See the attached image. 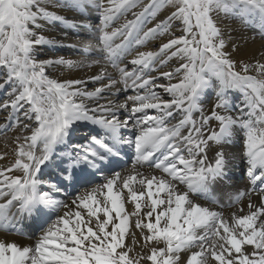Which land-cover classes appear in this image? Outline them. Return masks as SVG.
I'll list each match as a JSON object with an SVG mask.
<instances>
[{"label":"snow or ice","instance_id":"obj_1","mask_svg":"<svg viewBox=\"0 0 264 264\" xmlns=\"http://www.w3.org/2000/svg\"><path fill=\"white\" fill-rule=\"evenodd\" d=\"M63 6L81 15L90 8L100 13L94 29L83 21L79 25L92 33L80 42L85 60L96 41L99 58L87 66L101 65L90 79L107 81L93 91L84 87L86 81L46 75V68L73 67V61L38 60L34 54L35 46L52 43L34 31L39 20L71 27L76 21L50 11L43 0H0V68L5 70L0 89L10 86L0 110L8 112L5 130L18 126L21 133L14 162L0 166V230L20 234L18 225L27 218L39 233L27 246L0 240V264H180L182 252H190L184 264H264V61L233 60L221 27L224 19H236L264 35V0H150L123 31L109 30L110 22L122 8L136 7V0H64ZM163 7L172 10L154 27L137 26L146 13L155 18ZM132 29L137 45L165 34L168 39L157 51H137L129 61L136 67L129 71L119 61L129 52ZM117 34L121 43H114ZM170 60L176 66L159 73L169 83L156 84L158 77L148 74L153 64ZM108 64L119 79L107 73ZM118 84L144 90L127 97L132 115L123 120L118 113L129 109L127 101L99 103L105 93H118ZM156 88L172 99L163 100ZM236 91L244 99L233 115ZM209 94L214 100L205 114L202 104ZM130 121L138 133L126 138L122 130ZM240 131L242 154L228 151ZM127 147L135 149L132 167L118 170ZM210 148L214 156L208 162ZM237 159L246 162L252 188L236 194L233 203L247 197V210L240 207L226 217L190 198L194 193L217 204L210 186L230 178ZM144 165L161 175L146 174ZM46 170H52L47 182ZM68 189L67 199L55 197Z\"/></svg>","mask_w":264,"mask_h":264},{"label":"bare ground","instance_id":"obj_2","mask_svg":"<svg viewBox=\"0 0 264 264\" xmlns=\"http://www.w3.org/2000/svg\"><path fill=\"white\" fill-rule=\"evenodd\" d=\"M45 6L49 8L50 11H54L59 15L64 16L67 20L76 21L77 27H71L67 24H63L60 22H49L44 20H39L38 24L40 27L34 29L37 35H43L47 40L52 41L51 44L38 45L34 48L35 57L38 60H47V59H59L64 58L65 60L73 61L75 66L68 67L64 64H55L46 68V75L49 78L56 79L58 81H67V80H82L86 81L87 91H93L94 88L99 87L101 83H107L104 81H96L93 82L90 78L97 75L101 70V65H92L91 67L87 66V64L91 61L93 57H95V43L96 41L93 39V49L91 50L88 59L85 60L84 55L80 51V42L81 40H88L91 38L90 30L80 27V22L91 25L92 29H94L97 25L100 24V13L95 8H90L87 12L81 15L79 12L64 7V0H43ZM150 0H146L145 4H148ZM172 9H165L162 12V15L158 17V21L164 19L167 15L170 14ZM121 13V14H120ZM119 18L114 21V17L110 22L109 30L115 28L123 29V25L127 23V16L125 13L120 11ZM99 16H96V15ZM134 14L128 17L131 18ZM157 20H152L149 26H145L143 31H146L149 27H154L157 23ZM222 30L224 34V38L226 40L225 51L231 54L233 60H243L245 62H255L256 60L264 61V35L254 27L246 26L242 24L239 20L236 19H224L222 22ZM133 33V29L131 30ZM142 35V33H141ZM176 35H179V32H176ZM136 33L131 35L127 41L129 52L125 54L121 60L119 61L120 65L127 66V70L132 71L134 67L129 61L135 57L137 51H157L163 42H167L168 36L167 34L162 36H156L155 38H148L144 41L142 45H137L135 43ZM114 43H121L123 40V36L117 34L116 37L113 38ZM235 50H233V46ZM99 58V57H95ZM84 63H81V61ZM176 66L175 60L168 61L167 64L161 65L158 61L155 62L152 66L151 72L149 75L154 77H158L155 80L156 84H168L169 81L163 77L159 76L160 72L170 71ZM107 73L113 76L116 79H119V73L110 65H106ZM4 69L0 68V82L3 81V73ZM147 71V70H145ZM175 79H173L174 81ZM176 81V80H175ZM116 88L120 89L117 93L116 89L112 90V94L109 97L108 93H105V99H101L99 103H105L107 98H110L114 103L121 104L127 101V97L136 95L138 93L142 94L144 90L142 89H132L131 87L125 89L123 84H118ZM10 90L9 85H5L3 89H0V102L6 99V94ZM155 91L160 95L163 100H171L172 96L169 93H166L163 88H156ZM243 95L239 91L232 93V101L234 104V108L232 110L233 115L239 114V108L243 103ZM214 97L209 94L206 99L203 100V108L205 112L208 108H211ZM85 103L89 104V106H94L93 101L85 100ZM129 104L128 110H121L118 113V116L121 120L128 118L132 115L131 109V101H127ZM27 107V106H25ZM22 111L19 113L21 120H23ZM149 115H156L157 111L155 109H146ZM174 117L176 119L180 118L179 111L173 110ZM207 114V113H205ZM139 115V114H137ZM8 116V112L4 110H0V156H3V159H0V166L7 167L11 163L14 162L15 159V148H16V137L21 135L20 127L15 126L5 130L4 126L7 123L6 117ZM194 119L199 120L200 113L196 112L193 114ZM171 119V118H170ZM176 119H172L171 122L175 123ZM13 125L15 121L12 122ZM24 123H28V121H24ZM134 121H130L129 126L122 130L123 135L126 138L132 137L133 133H138V129L134 126ZM74 139L79 140V135L74 137ZM243 140L244 133H238L235 137V141L233 144L228 146V151L242 154L243 152ZM214 147V146H213ZM210 152L212 156H209ZM214 151L210 148L207 151V157L213 158ZM159 158V153L156 154L153 159ZM135 159V149L134 147L125 148V154L121 158V169L123 170L132 167V162ZM246 162L237 159L235 161L234 167L230 171V178L224 181H217L213 185L210 186V196L215 197L218 201L217 204H213L211 199H205L204 196L191 194L192 199H194L197 203L202 206L211 207L217 211H222L226 217H230L234 211H237L238 208L244 207L247 210L248 198L245 197L240 201L237 205L233 203V197L241 191L247 192L252 185L250 184L249 178L246 172ZM141 171L148 173H154L155 175H161V172L156 169H151L147 165H144L141 168ZM52 170H46L44 175V180L47 182L50 178V173ZM55 179L54 176L51 177ZM97 182H102V177H98ZM46 187V184H45ZM183 187V186H181ZM72 190L68 189L67 192L61 191L59 193H54L57 199H67V193H70ZM252 200L254 203L259 202V197L256 195L252 196ZM231 205V206H229ZM126 208L131 211L132 205L127 204ZM21 228L20 234H17L13 231H3L0 230V240H4L6 242H17L20 245H30L34 243L35 237L39 235L38 232H35V228L30 224L29 220L25 218L21 225H18ZM35 232V235L33 233ZM137 236L139 237V233L137 232ZM126 242H128L126 240ZM161 246H163L161 244ZM193 251L196 249H192ZM139 251V249H137ZM190 252H182L180 253L181 261L180 264H184L187 255ZM150 264V262H149Z\"/></svg>","mask_w":264,"mask_h":264},{"label":"rangeland","instance_id":"obj_3","mask_svg":"<svg viewBox=\"0 0 264 264\" xmlns=\"http://www.w3.org/2000/svg\"><path fill=\"white\" fill-rule=\"evenodd\" d=\"M145 1H146V0H136V7L128 8L127 10H124V9L122 8V9L120 10L122 13H125V14H126V16H127V20H126V21H131V20H135V19H136V17H135L134 15H133L131 18H129V19H128V17H129L130 15L134 14V13H139V12H141V11L143 10V6H144V4H145ZM167 8H168V7H163V8H161L160 11L157 12L155 18H153L151 15H149V14L146 13L144 17H141L140 20L137 21V26L143 30V28H144L145 26H149V24L151 23L152 20H157L158 17H159L160 15H162L163 10H165V9H167ZM169 9H171V8H169ZM120 11L117 12V13L114 15V21H116V20L119 18L120 14H121ZM119 13H120V14H119ZM96 16H99V15L97 14ZM157 22H158V20H157ZM122 31H123V29H122ZM135 33H136V29H133V33H132V34L134 35ZM176 82H177V81H175V80L172 81V83H176ZM166 84H167V83H166ZM174 110L177 111L176 109H174ZM209 110H210V108H208L207 111H206L205 113H208ZM211 123H212V126H215V121H212ZM240 133H243V132L240 131ZM209 156H212V153H211V152H210ZM212 159H213V158L208 157V162H211Z\"/></svg>","mask_w":264,"mask_h":264}]
</instances>
